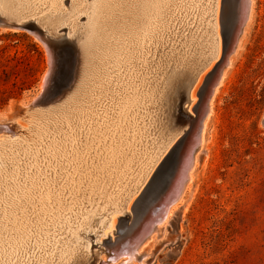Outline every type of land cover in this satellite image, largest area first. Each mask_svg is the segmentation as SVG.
Segmentation results:
<instances>
[{"label":"bare ground","instance_id":"bare-ground-1","mask_svg":"<svg viewBox=\"0 0 264 264\" xmlns=\"http://www.w3.org/2000/svg\"><path fill=\"white\" fill-rule=\"evenodd\" d=\"M214 4L0 0L2 26L33 22L45 37H71L79 55L72 84L54 102L18 103L25 108L8 123L21 119L27 126L0 120V130L8 131L0 139V264H116L137 258L145 236L168 217L187 185L251 0H238L237 28L228 49L221 48L197 113L199 124L191 125L184 150L189 128L181 110L194 99L202 69L219 55L217 0ZM190 18L193 29L185 33ZM47 77L48 72L41 90ZM180 138L183 156L169 174V188L137 218L134 194ZM119 214L131 223L123 235L113 236ZM101 236H107L106 246Z\"/></svg>","mask_w":264,"mask_h":264},{"label":"rangeland","instance_id":"rangeland-1","mask_svg":"<svg viewBox=\"0 0 264 264\" xmlns=\"http://www.w3.org/2000/svg\"><path fill=\"white\" fill-rule=\"evenodd\" d=\"M212 3L215 5V0ZM237 3L238 0H217L219 55L202 69L194 99L181 110L185 128H189L184 150L192 139L191 125L196 124L197 128L199 124L197 113L220 63L221 48L227 50L237 28ZM191 19L185 25V33L193 26ZM63 31L60 29L61 34ZM66 38L74 44L71 37ZM237 39L225 76L212 99L203 140L196 149L195 164L180 199L155 231L145 236L137 258L132 262L122 259L116 264H264V0H251L249 16ZM75 50L73 45L51 57L35 30L0 24V120L8 123L25 108L18 104L21 100H31L44 89L40 86L47 72L49 83L55 78L59 87L48 97L39 98L40 105L54 102L68 90L78 67ZM49 60L54 65L51 71ZM10 104L12 108L8 109ZM187 104L184 102L182 107ZM176 113L179 115L180 110ZM8 124L27 126L21 119ZM1 130L3 139L8 131ZM174 141L155 162L150 181L147 178L133 196L139 219L158 205L171 184L169 174L184 151L181 138L172 147ZM118 218L121 224L119 229L114 228L113 236L123 235L131 223L124 214ZM101 239L106 246L107 236ZM94 245L93 242L92 249L97 247Z\"/></svg>","mask_w":264,"mask_h":264},{"label":"water","instance_id":"water-1","mask_svg":"<svg viewBox=\"0 0 264 264\" xmlns=\"http://www.w3.org/2000/svg\"><path fill=\"white\" fill-rule=\"evenodd\" d=\"M1 23H2V19L0 17V24ZM10 28H27V29L35 30L36 33L38 34V37L42 41H44V43L47 47L48 53L50 54L51 57H52V55L54 56L55 54L59 53L60 50H65L67 48H73V44L68 39L61 38L58 40H54V39L43 36L41 29L39 27H37L33 22H25V23H20V24L16 23V24H14V27L11 26ZM233 36H234V33H233ZM227 49H228V47H227ZM224 52H225V50H224ZM53 66H50V71L52 70ZM49 73H48V77H47V81H46V84L44 86V89L37 95V97L35 99H31L34 102L38 101L39 98H42V97L45 98V97H48L49 95L52 94L53 90H52V84L49 83L51 81L50 80L51 78L49 77L50 76Z\"/></svg>","mask_w":264,"mask_h":264},{"label":"snow or ice","instance_id":"snow-or-ice-1","mask_svg":"<svg viewBox=\"0 0 264 264\" xmlns=\"http://www.w3.org/2000/svg\"><path fill=\"white\" fill-rule=\"evenodd\" d=\"M59 87V85L57 84L55 78L53 79V82H52V90L55 91L57 88Z\"/></svg>","mask_w":264,"mask_h":264}]
</instances>
